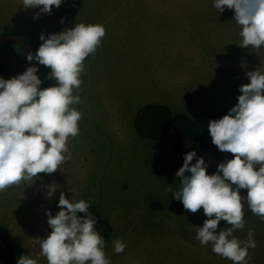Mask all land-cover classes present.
I'll use <instances>...</instances> for the list:
<instances>
[{"label":"rangeland","instance_id":"374dc122","mask_svg":"<svg viewBox=\"0 0 264 264\" xmlns=\"http://www.w3.org/2000/svg\"><path fill=\"white\" fill-rule=\"evenodd\" d=\"M91 1L98 5L85 8L83 2ZM119 1H144L143 5H149L150 0H62L59 8L53 6L50 14L43 13L35 19L39 8L28 12L23 0H0V7L5 6L3 10L11 15L6 18L20 23L25 36L38 47L43 43L41 34L47 39L75 24H100L106 30L94 56L85 59L83 83L74 93L82 100L73 105L82 113V119L79 135L67 142L71 159L52 174L40 173L34 180L0 192V238L13 246L16 260L27 255L37 260V264H47L38 240L51 233L46 213L50 211L55 216L60 211L57 205L63 192L69 200L89 203V211L97 221L96 231L103 226L99 221L105 220L108 229L103 236L104 250L110 264H233L213 253L211 244L201 245L195 238L196 227H202L207 219L203 209L193 214L188 210L177 213L169 208L175 199L173 192L179 187L175 175L179 169L167 168L164 159L175 132L169 129L162 138H149L141 136L134 124L138 108L151 101H164L172 112L188 117L192 116L189 112L199 109L204 113L215 111L220 99L211 102L212 91L218 88L210 86L211 78L201 89L202 93L199 91L189 98L171 84L166 87L159 70L167 65L181 68L180 53H164V46H159L156 37L147 33L150 24L130 14L139 10L149 14V7H114ZM182 2L187 3L185 7L199 6L182 10V15L187 17L234 15L227 8L219 13L214 0ZM186 56L190 72L200 69L199 60L191 63L192 53ZM166 59L168 64L163 63ZM162 76H166L165 72ZM194 76L207 78L204 70ZM185 82H189L186 84L189 87L190 81ZM53 183L57 191L49 199L47 186ZM244 219L245 228L233 235L245 241L252 230L257 246L248 250L251 261L264 264V222L252 212L244 215ZM224 227L230 225L221 221L217 231ZM115 240L126 244L123 253L115 252Z\"/></svg>","mask_w":264,"mask_h":264},{"label":"clouds","instance_id":"9594fccd","mask_svg":"<svg viewBox=\"0 0 264 264\" xmlns=\"http://www.w3.org/2000/svg\"><path fill=\"white\" fill-rule=\"evenodd\" d=\"M61 3L23 0V7L39 8L35 19L50 14L53 6L59 8ZM214 7L219 13L225 8L234 11L240 47L261 50L264 0H214ZM105 34L103 25L84 23L47 39L41 34L43 43L27 55V60L50 68L46 79L55 86L40 88L43 81L36 66L15 78H0V192L34 180L40 173L52 174L71 159L67 142L79 135L82 119V113L73 107L82 100L74 93L83 83L85 59L94 56ZM246 75L250 83L240 87L238 103L227 115L207 125L213 145L233 158L219 163L217 172L209 175L204 158L192 163L197 153H187L175 174L179 187L173 192L190 213L203 209L207 217L202 227H196L195 238L201 245L211 244L213 253L233 264H247L252 259L248 250L257 246L252 230L245 241L233 235L245 228L244 203L264 222V74L253 71ZM54 184L47 186L49 199L57 191ZM241 189L247 190L246 197L240 194ZM57 206L60 211L55 216L46 213L51 233L38 240L47 264H110L104 250L106 241L95 230L97 221L89 203L74 202L61 192ZM221 221L230 227L217 231ZM113 245L117 254L126 247L120 240ZM17 264H37V260L22 255Z\"/></svg>","mask_w":264,"mask_h":264},{"label":"crops","instance_id":"0c3cea01","mask_svg":"<svg viewBox=\"0 0 264 264\" xmlns=\"http://www.w3.org/2000/svg\"><path fill=\"white\" fill-rule=\"evenodd\" d=\"M130 2L119 1L118 6L114 7L138 9L149 7L151 9L149 14H144L140 10L132 11L130 14L134 13L133 16L135 18L145 20L147 24H150V29L147 33H150L152 38L156 37V42L159 46H164L163 48L166 49L164 53H180L178 61L183 64L181 68H172L167 65V67H162L159 70L160 80L166 81V87L171 84L173 87L178 88L183 96H188L189 98L196 96L199 91L202 93L203 90L201 89L206 86V83L211 78L213 82L210 86L213 89L218 88L212 91L211 101L220 99L217 110L204 113L202 109H199L194 113L189 112V114H192L191 117L189 116L190 118L195 119L224 108L234 107L238 103V96L242 94L239 91L240 87L250 83L246 73L259 71L264 74V45L261 46V50L251 47L248 49L240 47V27L235 23L234 15H190L187 17L182 15V10L199 6L189 5L185 7L187 3L182 2V0H150L148 2L149 5H143L146 4L144 1ZM83 3L85 8H91L90 5H98V3L92 1L90 4ZM4 7H0V14L2 15L0 32L15 30L25 36L20 23L12 18H6L11 15L6 14V11L3 10ZM32 9L38 8H28V12H32ZM25 37L27 38L28 36ZM153 44L156 46L155 43ZM188 52L192 53L191 63L192 60H199V63H201L200 69L192 72H190L191 69H187L189 67L187 63L190 62L186 58ZM168 61L166 59V62L163 63L168 64ZM160 63L162 64V61ZM202 70L207 74V78L194 76L199 75V71L201 72ZM164 72L166 76H162ZM156 76L157 73L154 72L155 79ZM187 80L190 81L189 87L186 86L189 83L185 82ZM176 101L178 100L171 102ZM151 102L167 104L160 100ZM247 264L258 263L248 260Z\"/></svg>","mask_w":264,"mask_h":264},{"label":"trees","instance_id":"16d2710c","mask_svg":"<svg viewBox=\"0 0 264 264\" xmlns=\"http://www.w3.org/2000/svg\"><path fill=\"white\" fill-rule=\"evenodd\" d=\"M38 46L19 31L8 30L0 32V78L5 80L15 78L23 74L28 67H38L37 75L43 81L40 88L50 87L51 81L46 79L50 73V68L39 65L37 61L29 62L27 55L34 54ZM231 108H224L205 116L192 119L181 112H172L166 105L157 102L142 104L135 113L134 124L141 136L149 138H162L169 129L175 132L172 146L164 159V163L169 169H179L183 166L184 157L191 151H196L192 163L196 159L204 158L208 165L207 174L212 175L217 172V165L233 158L231 153L221 152L213 145L207 125L209 121L221 119L227 115ZM258 170V166H257ZM242 196L247 195V190L241 189ZM169 208L173 212H183L186 209L183 204L173 199ZM244 215L251 213V209L244 203ZM224 222V221H223ZM102 227L97 231L103 237L106 235L108 227L105 220H100ZM0 264H17L13 246L0 238Z\"/></svg>","mask_w":264,"mask_h":264}]
</instances>
